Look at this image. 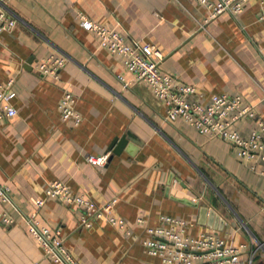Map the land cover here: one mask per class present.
I'll return each instance as SVG.
<instances>
[{"label":"crops","instance_id":"1","mask_svg":"<svg viewBox=\"0 0 264 264\" xmlns=\"http://www.w3.org/2000/svg\"><path fill=\"white\" fill-rule=\"evenodd\" d=\"M262 3L247 0L242 13L203 24L209 12L193 0H0L15 19L0 34V83L13 80L16 110L0 119V185L9 199L0 210L14 220L0 223V264H56L21 219L31 209L27 199L42 198L53 180L97 205L115 198L113 215L125 222L124 230L101 221L82 228L75 208L45 199L37 219L60 231L77 264H161L141 245L145 228L161 216L184 220L187 234L244 245L242 264H264V161L250 162L252 171L229 143L198 134L180 117L165 121L162 103L132 80L119 55L98 47L78 18L151 45L160 71L194 87L189 100L238 94L264 123ZM55 53L65 57L63 68L56 79L42 77L36 61ZM63 90L75 97L77 126L59 118ZM233 128L247 137L254 120ZM121 136L124 148L107 151ZM105 154L101 166L86 160Z\"/></svg>","mask_w":264,"mask_h":264},{"label":"built area","instance_id":"2","mask_svg":"<svg viewBox=\"0 0 264 264\" xmlns=\"http://www.w3.org/2000/svg\"><path fill=\"white\" fill-rule=\"evenodd\" d=\"M209 12L203 24L211 22L218 15L227 12L240 14L247 0H193ZM257 20L264 25V3L260 6ZM82 29L90 31L97 40L99 48L109 54L119 55L123 68L132 76L134 82L143 83L151 95L164 107V120L171 122L182 118L198 134L210 139H219L235 148L237 159L249 164L264 161V123L257 117L254 105L245 103L242 96L213 94L208 103L189 100L194 94V87L177 81L168 73L159 70L157 61L160 54L149 44L127 41L118 30L109 29L78 15ZM15 19L0 5V34L10 30ZM65 64V57L59 53L50 54L36 61L34 68L42 76L56 79ZM122 80L121 77H118ZM12 79L0 83V119L15 116L16 110L10 101L14 97L11 90ZM75 97L68 90H63L57 103L59 118L73 126L80 123L81 117L74 108ZM253 119L254 128L247 137H242L233 128L240 119ZM86 160L91 165L101 166L106 161V154ZM264 200V186L260 192ZM45 199H53L73 207L78 212V225L89 228L95 221H101L119 230L125 229V222L113 215L115 198H110L97 205L81 194H74L70 187L60 181L49 182L42 198H28L30 212L21 215L27 233L42 250L43 256L56 264H77L63 245L58 229H49L39 223L37 214ZM9 201L7 187L0 185V205ZM137 223H142L140 219ZM14 220L4 210H0V223L12 225ZM188 224L181 219L161 216L157 226L146 227V238L141 245L149 256L156 257L161 264H192L194 261L205 264H242L239 256L245 250L244 245L230 246L214 233H202L196 236L186 233ZM247 264H252L251 259Z\"/></svg>","mask_w":264,"mask_h":264},{"label":"water","instance_id":"3","mask_svg":"<svg viewBox=\"0 0 264 264\" xmlns=\"http://www.w3.org/2000/svg\"><path fill=\"white\" fill-rule=\"evenodd\" d=\"M125 145H126L125 136L114 138L111 141V143L108 145L107 151H110L112 154H118L124 148Z\"/></svg>","mask_w":264,"mask_h":264}]
</instances>
